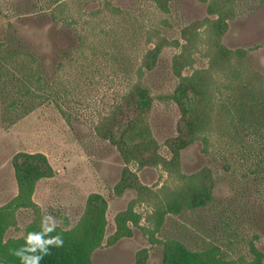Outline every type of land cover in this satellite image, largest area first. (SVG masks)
I'll return each mask as SVG.
<instances>
[{
    "label": "rangeland",
    "instance_id": "obj_1",
    "mask_svg": "<svg viewBox=\"0 0 264 264\" xmlns=\"http://www.w3.org/2000/svg\"><path fill=\"white\" fill-rule=\"evenodd\" d=\"M211 2L169 0L165 13L154 0H0V244L17 264L13 250L48 213L57 219L49 235L64 240L49 246L58 264H188L187 252L209 247L198 257L206 264H246L252 247L264 264V0H237L232 18L219 17L226 0ZM185 28L192 45L199 33L202 41L183 77L207 68L208 43L215 49L218 39L224 54L244 51L246 69L230 83L216 74L223 83L213 130L180 153L182 174L211 170L213 201L167 214L154 230L153 202L163 207L159 189L175 183L164 168L174 156L168 143L180 131L186 139L194 125L171 99L180 48L165 46L144 75L152 105L139 140H130L127 110L106 127L123 156L95 126L136 81L143 54L154 48L146 33L157 29L184 44ZM186 96L180 101L195 107L196 96ZM203 194L191 190L196 200Z\"/></svg>",
    "mask_w": 264,
    "mask_h": 264
},
{
    "label": "trees",
    "instance_id": "obj_2",
    "mask_svg": "<svg viewBox=\"0 0 264 264\" xmlns=\"http://www.w3.org/2000/svg\"><path fill=\"white\" fill-rule=\"evenodd\" d=\"M154 2L163 12H168L169 0H154ZM216 2L217 0H212L210 6L215 7V5H217ZM236 2L237 0H226V4L223 8L222 6H218V9L221 10L219 17L232 18L237 6ZM64 5V2H58L57 4L58 7H62ZM104 7L112 13H121L120 9L113 7L110 2L106 1ZM199 24L203 25L202 22H199ZM3 30L4 24L1 23L0 34ZM187 31H189V29L185 28L181 32V37L185 40L184 44H180L179 40H167L166 37L161 35L157 29L149 30L146 33V42L150 43L153 41L154 48L148 49L143 54L136 69V81L129 86L127 91L123 94V96H121L120 101L117 102L107 114L101 116L95 126L97 135L104 140H109L112 145L118 147L119 150H121L120 154L123 156V148L118 137L115 135L113 128L110 127V129H106V127L112 123L116 125V123L120 120V112L127 110V115L130 114V123L128 124L132 125L128 129L131 134L130 140H139V137L137 136V127L146 124L145 114L150 110L152 105V99L149 96L150 90L144 80V75L146 72H150L156 67L159 55L165 46H175L180 48V52L174 55L172 59L173 72L175 76L179 78V81L173 94L171 95V99H173L181 109L183 120H189L188 118H190L191 115L194 117V125L191 127L189 132L187 131L188 137L186 139L182 140L185 132L180 131L181 135L179 138L170 139L171 143H168L174 149V156L170 161L164 162V168L168 175L174 179L173 183H175L173 184V187L164 185L159 189V192H161L160 196L164 197L163 201L165 204L163 207H158L157 203L153 202V206H155L153 208V212L148 216V221H152L155 227L154 230L159 229L163 223L164 216L167 214L178 215L185 211L205 207L213 201L211 170L209 168H205L203 171L189 176L182 174L180 170V153L189 145L203 139L213 130L214 114L217 105L216 100L217 96L221 93L223 83L218 80L216 74L224 76V79L230 83L232 81L240 80L246 69V66L244 65L245 60L243 59L244 51L227 52V54H224L226 49L219 43L218 39L217 43L211 46L215 49L210 48L208 43V48L205 53V56L208 58L207 68L195 71L190 77H183L181 74L182 67L191 62L190 60H192L193 50L196 49L195 45H197L198 41L201 39L200 33L197 34V42H195L193 46L191 38L189 39V37H186ZM30 56L32 55L30 54ZM219 56H222L223 59L221 60ZM32 61H35V59L33 58ZM34 63H36V61ZM37 65L38 64L36 63V66ZM62 66L63 64L60 62L58 68H62ZM40 79L42 78L37 77L38 82ZM25 92L26 93L24 94L28 95L30 93L28 89H26ZM190 94L195 95L197 98L195 107L191 109L186 107L179 99V96L181 98L182 95L188 96ZM52 98L53 94H49L48 99ZM12 104H14V102ZM193 117L191 119H193ZM200 176H203V183H199ZM195 187L198 189L199 193H204L203 199L196 200L193 195H191V190ZM162 208L164 209L162 210ZM153 232V230L150 231L151 236L153 235ZM4 247L5 246L0 244V261L7 264H17L16 260L10 256L9 253L5 252ZM214 250V247H209L198 252H187L190 255V261L188 264H206L198 258L199 254H208ZM251 252L253 256L252 260L246 262V264H262L263 254L254 247L251 248ZM228 263L237 264V262L233 260ZM18 264H21V262H18ZM39 264L58 263L50 254H48L44 256Z\"/></svg>",
    "mask_w": 264,
    "mask_h": 264
},
{
    "label": "clouds",
    "instance_id": "obj_3",
    "mask_svg": "<svg viewBox=\"0 0 264 264\" xmlns=\"http://www.w3.org/2000/svg\"><path fill=\"white\" fill-rule=\"evenodd\" d=\"M57 219L50 213L45 214L40 220L39 231H28L24 236V244L13 250V254L19 258L21 264H39V262L50 252L49 246L61 247L64 244L60 233H55ZM24 249L27 254H22Z\"/></svg>",
    "mask_w": 264,
    "mask_h": 264
}]
</instances>
